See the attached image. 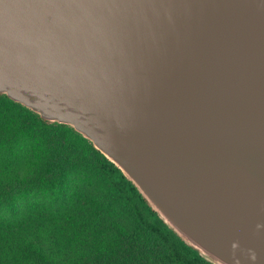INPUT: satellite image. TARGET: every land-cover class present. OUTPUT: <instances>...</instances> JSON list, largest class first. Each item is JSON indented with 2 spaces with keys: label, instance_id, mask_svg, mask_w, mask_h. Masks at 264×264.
I'll return each mask as SVG.
<instances>
[{
  "label": "water",
  "instance_id": "1",
  "mask_svg": "<svg viewBox=\"0 0 264 264\" xmlns=\"http://www.w3.org/2000/svg\"><path fill=\"white\" fill-rule=\"evenodd\" d=\"M0 95L212 264H264V0H0Z\"/></svg>",
  "mask_w": 264,
  "mask_h": 264
},
{
  "label": "rangeland",
  "instance_id": "2",
  "mask_svg": "<svg viewBox=\"0 0 264 264\" xmlns=\"http://www.w3.org/2000/svg\"><path fill=\"white\" fill-rule=\"evenodd\" d=\"M18 112L0 102V176L16 172L28 182L12 190L14 214L2 213L0 222L35 228L59 219L55 233L65 236L81 258L101 244L94 239L98 232L128 225L129 212L95 172L84 139L68 128L37 126Z\"/></svg>",
  "mask_w": 264,
  "mask_h": 264
},
{
  "label": "trees",
  "instance_id": "3",
  "mask_svg": "<svg viewBox=\"0 0 264 264\" xmlns=\"http://www.w3.org/2000/svg\"><path fill=\"white\" fill-rule=\"evenodd\" d=\"M0 102L17 107L27 121L37 126L68 128L84 139L91 150L95 172L108 184L130 215L124 228L114 226L111 231L98 232L94 239H99L101 244L81 258L65 236L55 233L59 219H50L52 224L40 223L35 228L32 225L16 226L8 221L0 222V264H167L165 258L170 264H212L167 227L120 169L73 128L45 121L6 95H0ZM51 181L49 176L46 184ZM27 182V176L16 172L0 176V216H3L2 213L5 216L14 214L12 190L23 187ZM82 213L77 210L78 217ZM103 240L106 241L102 243Z\"/></svg>",
  "mask_w": 264,
  "mask_h": 264
}]
</instances>
